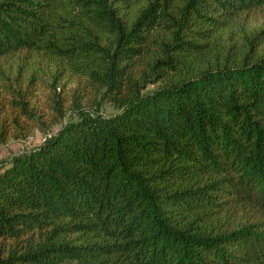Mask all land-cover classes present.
Here are the masks:
<instances>
[{"label": "trees", "instance_id": "16d2710c", "mask_svg": "<svg viewBox=\"0 0 264 264\" xmlns=\"http://www.w3.org/2000/svg\"><path fill=\"white\" fill-rule=\"evenodd\" d=\"M263 8L0 0V73L44 59L117 110L0 165V264H264Z\"/></svg>", "mask_w": 264, "mask_h": 264}, {"label": "rangeland", "instance_id": "374dc122", "mask_svg": "<svg viewBox=\"0 0 264 264\" xmlns=\"http://www.w3.org/2000/svg\"><path fill=\"white\" fill-rule=\"evenodd\" d=\"M248 31L262 32L257 51L264 53V8L251 17ZM80 110L102 117L117 113L106 96L83 80L58 73L47 60L19 55L5 61L0 73V165L38 147L61 125L76 120Z\"/></svg>", "mask_w": 264, "mask_h": 264}]
</instances>
